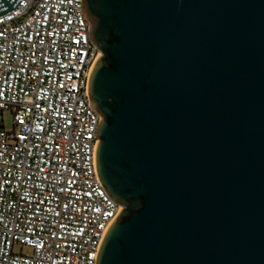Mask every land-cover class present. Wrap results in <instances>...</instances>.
Returning a JSON list of instances; mask_svg holds the SVG:
<instances>
[{
	"label": "water",
	"instance_id": "1",
	"mask_svg": "<svg viewBox=\"0 0 264 264\" xmlns=\"http://www.w3.org/2000/svg\"><path fill=\"white\" fill-rule=\"evenodd\" d=\"M79 5L93 172L119 206L93 264H264V0Z\"/></svg>",
	"mask_w": 264,
	"mask_h": 264
},
{
	"label": "built area",
	"instance_id": "2",
	"mask_svg": "<svg viewBox=\"0 0 264 264\" xmlns=\"http://www.w3.org/2000/svg\"><path fill=\"white\" fill-rule=\"evenodd\" d=\"M86 25L79 0H20L0 17V264H93L119 207L93 172Z\"/></svg>",
	"mask_w": 264,
	"mask_h": 264
},
{
	"label": "rangeland",
	"instance_id": "3",
	"mask_svg": "<svg viewBox=\"0 0 264 264\" xmlns=\"http://www.w3.org/2000/svg\"><path fill=\"white\" fill-rule=\"evenodd\" d=\"M0 124L7 129L11 126V114L9 110L0 108ZM26 251L25 248H23Z\"/></svg>",
	"mask_w": 264,
	"mask_h": 264
}]
</instances>
